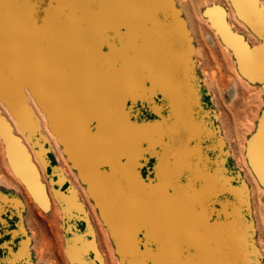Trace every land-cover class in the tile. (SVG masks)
<instances>
[{"label": "rangeland", "instance_id": "374dc122", "mask_svg": "<svg viewBox=\"0 0 264 264\" xmlns=\"http://www.w3.org/2000/svg\"><path fill=\"white\" fill-rule=\"evenodd\" d=\"M83 260L264 264V0H0V264Z\"/></svg>", "mask_w": 264, "mask_h": 264}, {"label": "bare ground", "instance_id": "6f19581e", "mask_svg": "<svg viewBox=\"0 0 264 264\" xmlns=\"http://www.w3.org/2000/svg\"><path fill=\"white\" fill-rule=\"evenodd\" d=\"M32 121V120H31ZM6 123V122H5ZM8 123V122H7ZM4 126V125H3ZM10 126V125H9ZM10 128V127H9ZM10 131V129H9ZM7 132V131H6ZM24 147V145H23ZM32 168V167H31ZM33 171V170H32ZM29 173L26 174V176L28 177L26 182L27 184L30 186L31 185V178L29 177L28 175ZM33 174V173H32ZM33 176V175H32ZM37 177V176H36ZM38 180V179H37ZM28 189V188H27ZM43 190V189H42ZM165 195V194H164ZM38 197L42 199V194H38ZM47 199V198H46ZM64 201L66 203V206H67V209H71L72 207L74 208H77L79 209L80 206L79 204L77 203V201L75 200V197L70 195V196H64ZM48 202V201H47ZM82 239V236L81 237H75L74 238V241H73V245L72 247L70 248L72 253H71V256L74 258V259H77V257L79 256V253L80 252H84V249L82 250L81 247H78L77 243H78V240H81ZM89 247L93 250L94 247H93V244L91 242H89ZM81 264H87V261L86 260H83L81 261Z\"/></svg>", "mask_w": 264, "mask_h": 264}]
</instances>
